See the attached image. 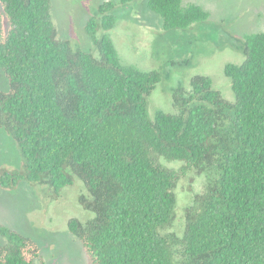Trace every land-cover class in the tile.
Listing matches in <instances>:
<instances>
[{"label":"trees","instance_id":"obj_1","mask_svg":"<svg viewBox=\"0 0 264 264\" xmlns=\"http://www.w3.org/2000/svg\"><path fill=\"white\" fill-rule=\"evenodd\" d=\"M114 7L102 2L84 26L96 56L58 38L51 0H0V130L19 154L18 166H0V187L26 182L56 196L79 179L92 217L69 218L67 228L87 264H264V31L245 34L242 62L224 66L234 101L194 75L189 92H173L175 113L150 118L161 74L121 62L107 34ZM147 7L169 32L210 15L183 0ZM191 170L207 180L185 208L181 235L165 232L177 181ZM0 235V264H44L31 237L4 225Z\"/></svg>","mask_w":264,"mask_h":264},{"label":"rangeland","instance_id":"obj_2","mask_svg":"<svg viewBox=\"0 0 264 264\" xmlns=\"http://www.w3.org/2000/svg\"><path fill=\"white\" fill-rule=\"evenodd\" d=\"M108 0H51V17L59 39L69 40L74 49L98 55L92 39L85 33L88 18L96 14L99 4ZM113 10L114 27L107 32L123 64L141 71L159 70L160 81L148 97V116L156 110L175 113L171 96L177 87L190 91L194 75L208 76L214 88L232 102L230 80L224 74L228 63L243 60L242 41L245 34L264 31V0H183L196 3L209 12V19L185 30L164 31L162 18L149 10L147 0L120 4ZM101 31L97 33L99 36ZM7 88V79L0 70V89ZM19 165L14 142L0 130V166ZM161 163L178 170L181 163L161 159ZM207 174L187 171L181 174L175 188L176 204L173 225L165 232L181 235L184 211L200 192ZM88 197L84 184L73 185L52 195L45 186L20 182L13 190L0 187V225L7 226L35 240L44 264H87L80 240L67 228L69 218L86 221L92 212L79 203ZM5 239L0 235V245Z\"/></svg>","mask_w":264,"mask_h":264}]
</instances>
